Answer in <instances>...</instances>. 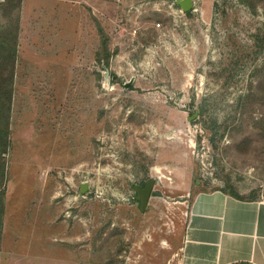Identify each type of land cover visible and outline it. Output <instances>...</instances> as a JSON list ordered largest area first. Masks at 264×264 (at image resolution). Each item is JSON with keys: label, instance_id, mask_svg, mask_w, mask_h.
<instances>
[{"label": "rangeland", "instance_id": "obj_1", "mask_svg": "<svg viewBox=\"0 0 264 264\" xmlns=\"http://www.w3.org/2000/svg\"><path fill=\"white\" fill-rule=\"evenodd\" d=\"M177 1L0 0V264H177L195 194L264 200V0ZM33 11L57 28L35 71Z\"/></svg>", "mask_w": 264, "mask_h": 264}, {"label": "crops", "instance_id": "obj_2", "mask_svg": "<svg viewBox=\"0 0 264 264\" xmlns=\"http://www.w3.org/2000/svg\"><path fill=\"white\" fill-rule=\"evenodd\" d=\"M22 14L24 16L20 17L17 33L18 49L24 52V59H20L34 63L32 68L35 71L36 67H42L45 61L42 56L45 55L44 58L51 67L52 51L57 46L56 26L52 29L51 24L49 27L41 25L39 21L43 17H35V11L32 12V17ZM65 40L68 41V38ZM20 59L17 55L14 72H19L18 69L21 68ZM35 118L29 112L25 121L20 118L18 120L23 125H30L35 123ZM15 119L17 120L11 118L12 141H22L27 146L32 142L41 143L37 137L24 135L23 131L16 132ZM21 149L11 154V167L13 161L23 154L25 158H29L35 153V150L33 153V149L28 147L25 151ZM39 153L36 152L38 157L42 155L41 149ZM35 167V163L30 161L25 166V171L40 172L43 169L40 163ZM177 264H264V200H244L218 189L195 194L189 206Z\"/></svg>", "mask_w": 264, "mask_h": 264}, {"label": "water", "instance_id": "obj_3", "mask_svg": "<svg viewBox=\"0 0 264 264\" xmlns=\"http://www.w3.org/2000/svg\"><path fill=\"white\" fill-rule=\"evenodd\" d=\"M177 6L183 11V12H189L192 10L193 7V0H179L176 2ZM154 187V180H148L143 187H135L134 191L137 195V200L140 202V211H144L148 200L151 196V191ZM82 192L85 190V186L82 187Z\"/></svg>", "mask_w": 264, "mask_h": 264}, {"label": "trees", "instance_id": "obj_4", "mask_svg": "<svg viewBox=\"0 0 264 264\" xmlns=\"http://www.w3.org/2000/svg\"><path fill=\"white\" fill-rule=\"evenodd\" d=\"M0 154H3V152H1ZM2 166H3V163H2ZM0 177H1V182H2L3 174H0Z\"/></svg>", "mask_w": 264, "mask_h": 264}]
</instances>
